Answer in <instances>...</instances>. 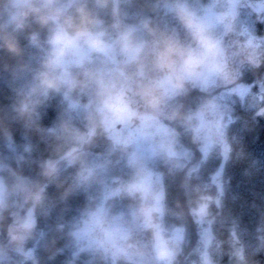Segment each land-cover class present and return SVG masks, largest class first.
Returning a JSON list of instances; mask_svg holds the SVG:
<instances>
[{
    "label": "rangeland",
    "instance_id": "374dc122",
    "mask_svg": "<svg viewBox=\"0 0 264 264\" xmlns=\"http://www.w3.org/2000/svg\"><path fill=\"white\" fill-rule=\"evenodd\" d=\"M80 3L79 0H9L2 11L3 24L17 26L29 10L38 12L43 8L51 9L50 16L61 23L66 7ZM127 4L122 2L124 9ZM155 5H161L157 17L165 26L162 34L173 27L176 29L172 36L175 41L185 37L192 43L189 60L198 67L161 79L159 90L165 89L166 95L162 98L171 99L169 108L164 112L158 103L144 116L137 134L128 128L117 130L116 125L129 123V113L123 110L126 105L120 103L125 90L121 65L132 60L149 42H141V36L137 35L138 30L146 31L145 24L136 26L138 10L123 9L120 12L115 8L116 21L108 26L98 23L92 31L83 29L70 35L60 25V30L50 40L53 68L60 71L59 76L65 81L71 68H92L85 64L100 53L107 62L103 61V67L96 68H109L103 82L102 99L94 102L90 98L85 106L71 105L78 114L84 112L88 123L95 118L102 123L103 137L96 139H100V153L91 152L95 145V141L91 142L95 138L92 130L89 135L81 134L78 141L81 145L77 148L42 164L43 171L51 175L74 163L81 149H87L86 158L80 157L79 168L83 169L78 171L77 177L87 184V188L94 186L97 196H94L93 208L84 207L73 223L76 246L73 260L79 254L91 253L109 255L114 264H172L185 239L191 242V249L198 256L192 264H215L219 257V251L211 244V221L208 219L211 196L204 195L203 189L211 183L217 194L222 192L220 175L228 151L225 134L233 121L234 105L264 100V0H165ZM126 16L128 22H125ZM183 25H186L185 29H182ZM215 45L220 46L215 49ZM223 49L228 54L226 57L219 52ZM231 63L235 68H225L231 67ZM219 84L224 88L215 94L208 89V86ZM185 85L188 93L196 91L193 93L195 98L204 97L210 101L212 96L216 97L215 116L205 122V131L190 130L191 116L201 125L202 117L198 116L196 107L185 103L181 94H176L177 89L182 86L184 90ZM199 89L211 93L200 96ZM157 96L160 100V95ZM213 152L221 153L218 168L208 181L200 182L204 193L200 201L190 206L196 228L193 237H197L193 243V237L189 239L184 225L173 226L166 222L165 181L159 166L166 165L170 175L177 172L187 182L199 176ZM113 164L124 168L109 178L107 167ZM12 176L15 177L12 232L6 245L0 243L1 264H23L33 258L42 235L36 228L34 206L43 194V185L19 175ZM218 199L217 195L214 200L217 202Z\"/></svg>",
    "mask_w": 264,
    "mask_h": 264
},
{
    "label": "trees",
    "instance_id": "16d2710c",
    "mask_svg": "<svg viewBox=\"0 0 264 264\" xmlns=\"http://www.w3.org/2000/svg\"><path fill=\"white\" fill-rule=\"evenodd\" d=\"M8 1L0 0V162L11 166L14 176L44 188L34 206L36 228L42 235L33 258L23 264H114L109 255L91 253L73 260V223L84 207L93 208L97 196L94 186L87 188L77 177L83 169L79 168L80 157L86 158L87 149L82 148L77 160L65 169L51 175L42 169L44 162L81 145L78 141L83 132L89 135L94 131L93 154L102 150L100 139L96 141L103 137L100 120L88 123L84 112L78 114L71 105L85 106L90 98L96 102L104 97L103 82L109 68L96 66L103 67L107 60L101 53L94 56L85 64L92 68H71L65 81L53 68L50 40L60 25L71 35L83 29L92 31L98 23L113 24L115 8L124 9L122 2L128 3L124 10L137 9L139 18L160 16L157 12L165 0H79L80 5L66 7L61 23L50 16L51 9L43 8L29 10L20 24L6 27L2 11ZM158 2L160 7L155 5ZM225 138L228 151L220 194L211 183L204 193L200 182L208 181L217 170L221 153L213 152L199 176L187 182L177 172L170 175L168 167L160 164L166 190L165 219L173 226L184 225L192 239L196 228L190 206L200 201L203 193L209 194L211 244L219 251L215 264H264V100L236 103ZM121 168L109 165L107 176L119 174ZM193 241L196 243L197 237ZM191 247L185 239L172 264L198 260Z\"/></svg>",
    "mask_w": 264,
    "mask_h": 264
},
{
    "label": "flooded vegetation",
    "instance_id": "af4514ba",
    "mask_svg": "<svg viewBox=\"0 0 264 264\" xmlns=\"http://www.w3.org/2000/svg\"><path fill=\"white\" fill-rule=\"evenodd\" d=\"M159 21L160 17H156L155 15L138 18L136 20V26L142 25L140 23L145 24V32L141 33L139 30L137 31V35L141 36V42H144V40H149V42L145 48L139 49L136 52L132 60H128L126 64L121 65V69L124 72L125 81L123 85L125 90L122 99H120V103H125L126 105V107L123 105V110H126L129 113V123H118L116 125L117 130L128 128L135 130V134H137L143 125L144 116L157 107L158 103V107L164 112L169 108V102L171 99L162 98L166 95L165 89L159 90L160 85L158 83L161 79L165 75L179 73L181 71L190 72L198 67L192 60H189L191 53L189 49L191 48L192 43L187 42L185 37H182L181 41H175L172 36L176 29L173 27H170L165 34H162L165 26L162 23L160 24ZM154 23L159 25L156 26ZM218 24L216 27H219ZM184 26L186 25H183L182 29H185ZM218 30L219 28H217V31ZM217 31H215V34H217ZM204 39L202 41H204ZM219 46L220 45H215V49ZM223 51L224 49L219 51L220 54L223 55ZM227 55L228 54L225 52L224 56L226 57ZM218 62H221L220 58H218ZM225 68L235 67H233L231 63V67L230 65H227ZM190 84H192V82ZM193 84L196 85L194 82ZM186 87L187 85H185L184 90H182L183 87L180 86L177 89L176 94H181L182 100L185 103L196 107L198 116L200 118L202 117L201 125V122H199L197 118L191 116V119H189L191 120V124L189 125L190 130L205 131L207 127L205 122H208L211 116H215L216 111L214 101L216 97L211 95L212 97L210 101H206L204 97L195 98L193 93L196 91L188 93ZM195 87L198 88V86ZM222 88H224V85L220 84L215 87L208 86V89H211V92L214 94L215 91H218L219 89L221 90ZM199 90L202 93L200 96H206L207 93H211L206 89ZM158 94L161 97L160 100H157ZM13 180H15V178L12 176L11 166L4 165L0 162V243H4L5 245L7 241L11 240L12 232Z\"/></svg>",
    "mask_w": 264,
    "mask_h": 264
}]
</instances>
